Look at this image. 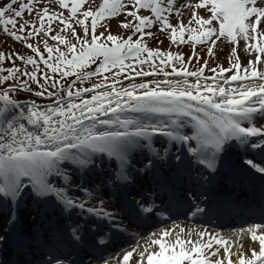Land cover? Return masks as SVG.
I'll return each mask as SVG.
<instances>
[{"label":"snow or ice","instance_id":"6c2138e0","mask_svg":"<svg viewBox=\"0 0 264 264\" xmlns=\"http://www.w3.org/2000/svg\"><path fill=\"white\" fill-rule=\"evenodd\" d=\"M58 3L70 19L36 0L18 5L7 0L0 6L4 33L39 57L37 61L32 54L0 51V62L19 58L33 66L28 71L0 63V72H6L0 74V249L15 255L0 258V264H37L33 241L49 254L62 241L72 244L74 253L86 249L87 260L65 257V264H264V222L247 223L239 230L251 238L246 251L237 246L230 252L228 237L195 225L185 229L175 220L149 231L162 223L158 217L227 214L233 205L219 196L222 181L247 184L253 199L243 210L264 221V0H195L188 21L198 28L179 20L181 0H99L94 10L87 6L80 15L84 0H71L70 7L67 0ZM25 12L39 25L24 18ZM173 12L176 25L166 14ZM118 14L125 18L117 20V26L131 27L136 39L132 33L121 38L96 31L98 21ZM45 17L49 25L59 20L76 38L73 43L59 31L51 36L66 49H55L54 62L51 45L41 41L45 57L27 43L41 31L49 35ZM154 20L157 31L170 30L171 42L178 33L183 40L187 32L188 40L203 44V61L194 44L186 57L198 62L196 70H187L185 53L144 43L142 37L154 36ZM73 24L82 26L85 34L78 35ZM241 40L243 64L237 48ZM228 41L229 65L236 71L225 76L229 69L214 64L212 75L205 76L214 46ZM39 62L48 70H40L42 79L37 75ZM110 68L115 71L105 77ZM125 72L123 80L140 77V82L118 84ZM52 73L75 76L65 85ZM149 74L153 78L144 79ZM90 77L97 82L84 87ZM10 80L14 82L7 83ZM77 81L80 87H75ZM18 89L48 100L14 98L11 93ZM145 176L151 180L150 195H130L134 177ZM105 198L118 204V210L106 208ZM25 210L33 214L36 231L24 227ZM45 224L47 235L42 231ZM120 243L125 247L119 252H107ZM213 243L224 245L222 253ZM39 264L61 261L50 255Z\"/></svg>","mask_w":264,"mask_h":264},{"label":"rangeland","instance_id":"374dc122","mask_svg":"<svg viewBox=\"0 0 264 264\" xmlns=\"http://www.w3.org/2000/svg\"><path fill=\"white\" fill-rule=\"evenodd\" d=\"M183 0H181L182 2ZM186 1V0H184ZM183 1V2H184ZM7 0H0V6H2L4 3H6ZM20 2H26V0H16V4L18 5ZM68 2V6H71V0H67ZM36 4L49 8L50 11H56V12H60L64 19H70L68 16V11L66 8H62L60 7L58 0H36ZM99 4V0H84V3L81 4L78 7V11H77V15L82 14V9H84L87 6H93V10L96 6H98ZM187 5V4H186ZM16 6V5H14ZM190 9V7H189ZM138 12H140L141 14H146L148 12H150V10H137ZM169 17H170V23H172L173 25L177 24V14L175 12L173 13H166ZM24 18L26 19H33L35 20V23L37 25H39V20L35 17V16H28L27 12H25V16ZM125 17L123 14H118V16L116 17V19L110 18V17H106L104 21H98L97 24V28L96 31L97 32H102L104 31L105 34H107L108 32H111L112 34H116L119 35L121 38H125L129 36V33H132V39H136V33L133 32V30L131 29V27L128 26H124V27H118L116 21L117 20H123ZM47 17H45V23H44V28L45 29H50L49 35L45 37L44 32L41 31L39 33H37L36 35L30 37L27 41V43H31L34 46H36L37 48H39V50L42 52V54L47 57L48 53L44 50V43H42L41 41H45L48 45H51L54 49L53 52V57L52 60L54 62L55 59V49L56 48H60V49H65V45L64 44H60L59 41H54L51 39V36L53 34H55L57 31H59V33L61 35H64L66 37L67 40L76 43V38L74 36H72L71 34V30L70 29H64L60 23L59 20H53L52 24L49 25L47 22ZM18 23L20 18H17ZM179 20L181 22H187V27H194V28H198V25H195L194 22H190L188 21L187 17L185 14H182L180 16L179 14ZM71 22V21H70ZM85 23H87L89 25V31L91 32V23H90V18H86L85 19ZM103 24V27H101V25ZM111 27H108V26ZM158 26V21H153V25L151 27V31L154 33L153 37H148V38H141L142 40H144V43L147 46H152V47H160L162 51H172L174 53H179V52H183L185 53V60L187 57V54L190 50V48L193 46V44L195 45V50L199 53L200 57H201V61H203L204 57H205V50H204V46L201 42L196 41H190L188 40V33L185 32L184 33V37L183 40L180 39L179 37V33L177 36V41L176 42H171L169 40V35H170V30L167 31H157L156 28ZM73 27L76 28V32L78 35L83 36L84 33V29L82 26L78 25V24H73ZM105 29H107V31H105ZM9 30L11 31L12 28L11 26H9ZM18 30V29H17ZM148 30V29H146ZM26 32L23 34L26 36ZM157 39H159L161 41V43L157 44ZM110 43V42H109ZM77 47L79 49V44H77ZM232 47L231 44H228L227 42L221 43L219 47H215L214 46V51H215V56L213 58H210L207 63L204 65V75L205 76H211L212 73L210 71V69H212L213 65H219V66H223L225 68L230 67L229 65V55H230V48ZM220 48L223 49V51H220ZM28 51V53L30 54L31 49H29L28 47H26V44L24 42H20V41H15L13 40L9 35L5 34L3 31V27H0V51H4L6 54L8 52H14V53H19L21 55L25 54V51ZM66 50V49H65ZM31 54L33 55V53L31 52ZM143 55H147L146 53H144ZM240 55V54H239ZM34 58L39 61V57H36L34 55ZM241 59V57H240ZM98 62V61H97ZM2 64H6V65H17L21 67V69H26L28 71L32 70V65H25L23 63V61L19 58H15L13 60H7L5 59L3 62H0ZM158 63V62H157ZM187 63V70L189 71H194L196 70V68L199 66L198 62H196L195 60L188 62L186 60ZM5 65V66H6ZM175 66L177 67H181V65L178 62H175ZM7 67V66H6ZM95 67V63L91 64L88 66L89 69H94ZM257 67H259V63L257 64ZM166 70L171 73V68H169L167 65H165ZM44 70L46 73L48 72L46 66L43 64V62H39V68L37 69V75L38 78H41L39 73L40 70ZM111 71H115V69H108L106 70L103 75L105 77H109L110 76V72ZM51 75L55 77L57 76H61L59 73H52ZM99 75V74H98ZM127 72L125 73H121L120 77L121 80H118V84L122 85L124 83L130 82L131 80H135L137 83L140 82L141 78L140 77H130L129 81H125L122 79V77L126 76ZM61 81L63 84L67 85L69 82H71L72 79H74V77L71 75L69 77H63ZM24 77L21 76V79H23ZM152 75L149 74L148 76L144 77V79H152ZM157 79H162V76H157ZM170 79H182V75H170L169 76ZM189 79H193L192 77H189ZM97 82V78L96 77H90L88 80L83 81V86L84 87H88L91 83H95ZM222 82V81H220ZM33 86H35L36 84H32ZM37 86V85H36ZM80 81H77L75 84V87H80ZM52 90V89H50ZM74 90V89H73ZM11 95H13L14 98L17 99H33L36 100L38 103H45L47 102L48 98H41V97H37L35 96L33 93L30 92H25V91H20L17 90V92L15 93H11ZM90 95V93H89Z\"/></svg>","mask_w":264,"mask_h":264},{"label":"bare ground","instance_id":"6f19581e","mask_svg":"<svg viewBox=\"0 0 264 264\" xmlns=\"http://www.w3.org/2000/svg\"><path fill=\"white\" fill-rule=\"evenodd\" d=\"M188 1H189V7H190V9H189L188 6H184L185 4L183 5V2H181L183 6L181 7V12L179 13L180 16H181L182 14H185L186 17H187V19H188L189 15H190V11H191L192 7L195 5V0H188ZM197 12L199 13V12H200V9H197ZM221 39H223V38H221ZM242 43H243L242 40H241V41H238V43H237V48H238V53L240 54L241 61H242V64H243L244 61H245V57H244L243 52H242V50H241V48H240V45H242ZM230 44H232V43H230ZM242 69H243V68H242ZM232 71H234L233 68L229 69V71L226 72V73H224L223 75L227 76V75L231 74ZM239 71H240L241 74H243L244 69H243V70H239ZM176 79H177V78H176ZM177 80H179V79H177ZM177 223H178V224H181L183 227H185V229H187L188 227H191V226H192V225L190 226V225H188L186 222H182V221L177 222ZM169 226H171V223H170V224H167V225H164V226H162V227H169ZM196 228H198V227H196ZM202 229H203V228H202ZM203 230H207V231L210 232V233H216V231H214V230H213V231H212V230H209V229H203ZM220 235H222V236H229L230 239L228 240L227 244H228V243H231V246L235 245V248H234V249H236V247H237L239 244H241L242 249H244L245 251L247 250V249H246V245L249 243V241H250V239H251L250 236H248L246 232H238L237 235H232V234H229L228 232H223V233L220 234ZM237 236H238V237H241V239H239ZM205 239H207V238L205 237ZM238 239H239L240 241H239ZM212 246H213V247H217L218 250L222 253L223 246H221V245L217 246V245L214 244V243H213ZM234 249H232V250L230 249V252H232ZM230 258H231V257H230Z\"/></svg>","mask_w":264,"mask_h":264},{"label":"trees","instance_id":"16d2710c","mask_svg":"<svg viewBox=\"0 0 264 264\" xmlns=\"http://www.w3.org/2000/svg\"><path fill=\"white\" fill-rule=\"evenodd\" d=\"M0 74L6 75V72H0ZM10 81H12V80H10ZM7 82H9V81H7ZM12 82H14V81H12Z\"/></svg>","mask_w":264,"mask_h":264}]
</instances>
